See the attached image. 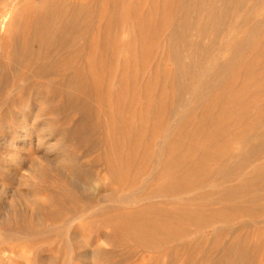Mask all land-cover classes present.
I'll list each match as a JSON object with an SVG mask.
<instances>
[{
    "label": "bare ground",
    "instance_id": "1",
    "mask_svg": "<svg viewBox=\"0 0 264 264\" xmlns=\"http://www.w3.org/2000/svg\"><path fill=\"white\" fill-rule=\"evenodd\" d=\"M109 1L111 4L104 7L101 2L93 6L89 0H43L40 8L33 4L23 15V6L32 0H0V48L8 56V59L0 57V95L4 97L5 90L11 85L18 90L32 87L37 80L34 78L38 77L52 83L54 94L61 98L64 107L83 112L71 128L72 136L80 137L86 117L90 118L93 109L72 88L83 87L94 92L101 104L105 103L108 93L116 94L118 99L107 122L114 133V141H117L119 159L115 164L111 163L109 171L118 186L110 188L100 201L109 200V206L113 202L120 206L141 197L147 199V204H141L134 211H123L126 212L123 222L108 219V224L113 225L116 235H122L140 247L153 249L175 242L172 249L178 250L186 243L193 251L204 248L202 237L192 234L194 230L200 234L221 223L222 226L214 228L213 239L208 237V244H205L220 248L217 245L222 243L221 231L226 227L238 230L247 225V220H241L239 225L232 227L234 215L253 216L252 220L254 216H264V0H151L152 4L146 8H135L130 0ZM94 9L96 18L92 17ZM128 15H134L126 43L131 52L130 61L123 67L125 74L112 83L113 89L106 88V70L108 68L113 74L119 46L110 39L114 29H118ZM166 27L175 64L172 86L178 91L173 99L160 96L161 88L157 82L152 87L141 81V90L137 93L139 77L132 74L135 68H146L147 54L153 42L150 35L160 34ZM133 38L138 41V48ZM2 41L6 43L2 45ZM184 52L190 57L189 63L183 59ZM224 53L228 55L224 57ZM85 54H88V60L82 65L75 64V59H83ZM70 67L94 68L92 78L96 83H83L81 68L74 69V76H67ZM160 69L154 68L155 81ZM57 74L62 75L60 81H55ZM186 93L190 94L187 98ZM119 98H124L125 102L122 104ZM137 99H146V102L140 111V123L133 125L130 122L137 113L134 105ZM177 103L183 106L178 112L182 124L180 131L172 134L170 130L165 131L159 115L162 111H176ZM197 108L201 109V124L193 127L187 120ZM31 119L25 121V131L18 138L20 143L29 141L38 130L47 129L36 127L32 130L36 123L34 117L32 122ZM160 133L162 138L156 142L157 149L150 158L154 135ZM234 144L239 147L234 148ZM137 147L146 149L142 155L146 162L153 159L152 169L145 170L143 179L139 178L142 172L136 170ZM65 161L63 158L59 163L63 165ZM39 166L40 170L56 171L63 181L70 183L73 212L80 211L81 199L93 197L86 187L66 176L61 166L56 167L53 162ZM7 170L4 165L0 172L7 173ZM19 181L15 176L0 179V196L1 192H9V183ZM35 185L31 180L28 190L17 192L13 213L5 216L0 207L3 241L33 240L48 219L63 226L62 209L67 204L63 196L65 191L55 194L56 202L50 196L40 200ZM52 187L49 185L50 189ZM158 197L160 199L155 200ZM191 234L194 237H189ZM58 236L64 237L62 232ZM262 237L254 245L250 244L251 247L248 241L237 245L233 240L223 243L220 245L223 250L216 253L220 255L213 256L209 264H252L250 248H260ZM96 253L95 249L79 251V257ZM231 257L240 259L233 261Z\"/></svg>",
    "mask_w": 264,
    "mask_h": 264
},
{
    "label": "rangeland",
    "instance_id": "2",
    "mask_svg": "<svg viewBox=\"0 0 264 264\" xmlns=\"http://www.w3.org/2000/svg\"><path fill=\"white\" fill-rule=\"evenodd\" d=\"M42 1L43 0H32L30 3H25L23 9L21 10V14L24 13L23 15H25L26 11L24 10L33 4L35 7L40 8ZM89 1L93 4V6H96L98 2H101V5L104 7H108L111 4V1L109 0ZM130 1L133 2L132 5L135 8H146L152 4L151 0ZM92 17L96 18L95 9L93 10ZM127 17L128 18L126 21L121 26H119L118 29H114V35L112 34L110 39V42L114 41V43L116 45L118 44L119 46L115 53L116 65L113 69V74H110L111 72L108 68L106 70L108 75L105 73L107 76L104 80V85L106 88H111L112 83L116 82L120 75L125 74L123 67L128 63V61H130L131 52L126 47V43L130 37L129 31L134 23V15H128ZM167 28L168 27H166L165 30H163V32L160 34L150 35V40L153 38V42L151 43L149 49L150 53L148 52L147 54L148 59L145 65L146 68H135L134 71H132V74H136L139 77L137 80V93H139L141 90V81L148 82V85H151L152 87H155V83L157 82L156 84L159 86V88H161V97L163 96L165 99H173L177 96L178 91L172 86V82L174 80L173 71L175 64L171 58L170 43L167 38ZM189 36L193 38L192 35ZM132 40L138 48V41H136V38H133ZM4 43L6 42H1L2 45ZM4 51L5 50H1L0 48V57H3V59H8L7 53ZM224 54H221V56L224 55V57H226L228 55V53ZM183 59L187 63L190 61V57L187 56V53L185 52L183 53ZM86 60H88V54H85L83 59L81 57L76 58L75 64L82 65ZM155 67H161L160 71L158 72L157 81L154 80L153 76ZM70 68V72L67 69V76H74V69L81 68V70H83V83H96L95 79L93 80L92 78L94 68ZM61 77V74H57L55 75L56 80H54L60 81L62 79ZM34 79L37 80H34L35 85L32 87L18 90L15 89V87L13 88L11 85L5 90L6 93L4 97H1L0 95V151L2 147L5 148L4 150L2 149V152H0V171L4 165H6L9 170H7V173H4L3 171L2 173L0 172V179L3 180L4 178H7V176H15L17 180H20V183H9L7 185V191L9 192H1L0 207L2 213L5 214V216L6 214L13 213V203L14 201L16 202L18 200L17 192H19L20 189L23 191L28 190V182L33 180L35 184H37L35 185V193L40 200L46 199L50 196L53 197V200L56 202V199H54L55 194L57 196L61 192L65 191L63 196L66 199L67 204L66 207L62 209L64 223L63 226L60 227L58 223L53 224L49 219L46 220L45 227H42L41 230H39L40 232H38L33 240L22 238L20 241L14 242L7 240L3 241L4 239H2L0 236V248L3 246L0 249V264H192V262L193 264H209L214 259V257L220 255L216 253L219 250V252L223 250L221 246H223V243L225 242L233 240V244L236 243V245L241 242H249L248 245L251 247L261 235H263V240L264 216L259 218H255L254 216L252 220L251 218L253 216L250 218V216H245L241 213H238L231 218V226L235 227L243 220H247V225L238 230H232L234 228L226 227V229L221 231L219 235L221 239L220 241L222 243L219 242L221 244L217 246L220 248L217 249L211 245L205 244H208V237L212 236L213 239L212 233L214 232V228L217 226H222L221 223H216L214 226L204 229L201 231V235L199 232L197 233L194 230L195 234H192L194 236L198 234L203 239L202 247L204 246V248L201 250L197 249L199 250L198 252L197 250L192 251L193 247H188L190 245H187L186 243L178 250H174L172 248L174 247L175 242L167 243L165 246H158L159 248L157 247L153 249H147L145 247L136 245L133 241L128 240L122 235H116L118 233L115 234L113 225L108 224L107 220L112 219L116 221V223L123 222L126 219V212L123 211H134L141 204H147V199H141V197L140 199L137 198L135 200L128 201L129 203L124 205L122 203L120 204L121 207L114 202L112 203V206H109L111 203L109 200L100 201V198L105 197L111 191L110 188L118 186L117 184H114L109 171L111 163L115 164V161L119 159L117 141H114V133L107 122V119L109 118L108 115L114 111V105L116 102L115 100L118 99V96L114 93L112 95L108 93V95L111 96H107L108 98L106 99L105 103L101 104L94 92H89L83 87H73V92L76 95H81L93 109L90 118L86 117L85 128L80 132V137H73L71 128L75 126V124H77V122L81 119L83 112L70 106L64 107L65 105L61 98L54 94V87L52 83L44 79H40L39 77ZM20 81L23 84H27L26 81ZM184 96L187 98L190 96V94L186 93ZM119 100L122 104L125 102L124 98H119ZM145 102L146 99H137L135 101L134 105L137 113L130 124L138 125L140 123L139 115ZM176 109L177 110L174 112L170 110L162 111L159 115V119L164 121L163 128L165 131L170 130L172 134L180 131L179 127H181L182 124L178 112L183 109V106L178 104L176 105ZM2 111L5 113L3 112L2 114ZM35 111L37 114H35ZM199 111H201V109L197 108L196 113H191L187 120L189 125L196 127L201 124ZM27 114L29 117H27ZM25 117H27V119ZM31 117L32 119L33 117L35 118L33 122L36 123V126H32V130H34L36 127H47V129L45 128L46 130L41 131L38 130V134H33L29 141L20 143L18 138L24 133L22 131H25V121H28V119H31ZM23 118L25 120H23ZM32 119L30 122H32ZM95 123L97 126H95ZM45 124L47 126H45ZM21 127L23 129H21ZM45 131L47 135L45 134ZM48 132L51 133L50 136ZM41 133L47 137H41ZM161 134L162 133L159 135H154L152 146L149 149L150 158L154 156L153 151L157 149L158 144L156 142H160L162 138ZM37 135H39V138ZM38 142H41L42 144L38 145ZM233 147L238 148L239 145L234 144ZM145 150V148H136V152L138 154L136 170L140 171V173L142 172L139 177L140 179L146 177V174H144L145 170L152 169L153 159L150 160L149 158V160L146 162L142 157V155L145 153ZM63 158L66 159V164L62 165V163L59 162L62 161ZM48 162H53L56 167L61 166L62 170L65 169L63 172L66 174V176L77 180L81 186L86 187L92 193L91 195L93 197L89 200H83L80 198V211L73 212L71 210L72 202L70 201H72V198L69 194V190H72V187L70 183L68 184L66 180L63 181V178L54 170L52 172V170H49V168L46 171L40 170L38 168L40 167L39 164L45 166ZM148 163H150L149 166L147 165ZM11 169L14 170L12 171ZM14 174L18 175V177ZM71 175H74V177ZM148 183H150V181ZM47 184L53 185L54 188L52 187L50 189L49 185ZM158 199L160 198H155V200ZM54 201L53 203H55ZM235 217H237V219ZM248 218H250V220ZM60 232H62L64 235L62 239H60L58 236V233ZM204 232H206V235ZM107 233H109V236ZM192 234L189 237H194ZM263 241V245L260 246V248L255 250L250 248V252H252L250 256L251 259L253 258L251 261L252 264H264ZM210 243L212 242L210 241ZM261 247L263 248L262 250ZM3 248L5 251H2ZM214 248L215 250H213ZM94 249L98 252L95 255L81 258L79 257V251L91 252ZM212 250L214 252H212ZM232 258L233 257H231V259ZM238 258L240 259V257ZM238 258L234 257L232 260L239 261ZM203 260L205 261L203 262Z\"/></svg>",
    "mask_w": 264,
    "mask_h": 264
}]
</instances>
